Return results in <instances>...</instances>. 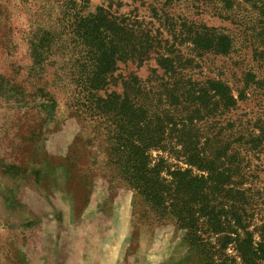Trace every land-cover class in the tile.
<instances>
[{
	"label": "rangeland",
	"instance_id": "obj_1",
	"mask_svg": "<svg viewBox=\"0 0 264 264\" xmlns=\"http://www.w3.org/2000/svg\"><path fill=\"white\" fill-rule=\"evenodd\" d=\"M68 1L0 0V264H264V258H244L235 241L224 247L222 236L197 248L109 171L93 143L98 132L72 110L77 94L67 74L75 72L79 49L63 38L72 31L73 12L87 16L98 8L154 30L164 18L175 24L186 18L230 36L233 19L253 15L255 25V12L246 13L241 0L232 12L221 0H203L199 11L196 0H88L75 10ZM249 58L250 51L249 68L264 71ZM209 60L204 75L217 78L223 62ZM155 65L129 64L120 72L146 80ZM262 193L237 213L242 225L235 227L242 237L245 227L253 233L255 248L264 236Z\"/></svg>",
	"mask_w": 264,
	"mask_h": 264
},
{
	"label": "trees",
	"instance_id": "obj_2",
	"mask_svg": "<svg viewBox=\"0 0 264 264\" xmlns=\"http://www.w3.org/2000/svg\"><path fill=\"white\" fill-rule=\"evenodd\" d=\"M196 1L199 11L205 3ZM241 1L257 23L239 15L232 20L235 36L186 18L177 24L164 18L154 30L98 8L87 16L73 12L72 31L63 38L79 49L75 72L67 74L77 94L72 110L98 132L93 143L109 171L197 248L222 236L224 247L235 241L244 258L262 259L264 236L255 248L247 227L243 237L235 230L242 225L237 213L264 192V71L247 63L250 51V63L264 70V0ZM77 2L88 4L67 5L75 10ZM221 2L234 10V0ZM212 58L223 62L217 78L204 75ZM151 61L156 65L146 80L120 72ZM227 210L237 216L224 218Z\"/></svg>",
	"mask_w": 264,
	"mask_h": 264
}]
</instances>
